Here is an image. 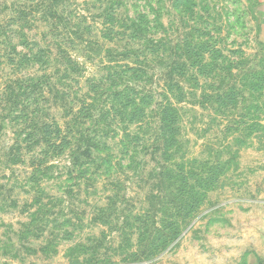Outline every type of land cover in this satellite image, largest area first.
<instances>
[{
  "label": "rangeland",
  "instance_id": "rangeland-1",
  "mask_svg": "<svg viewBox=\"0 0 264 264\" xmlns=\"http://www.w3.org/2000/svg\"><path fill=\"white\" fill-rule=\"evenodd\" d=\"M261 74L264 0H0V264H264Z\"/></svg>",
  "mask_w": 264,
  "mask_h": 264
},
{
  "label": "crops",
  "instance_id": "crops-1",
  "mask_svg": "<svg viewBox=\"0 0 264 264\" xmlns=\"http://www.w3.org/2000/svg\"><path fill=\"white\" fill-rule=\"evenodd\" d=\"M259 257V255L250 257L247 261V264H261Z\"/></svg>",
  "mask_w": 264,
  "mask_h": 264
},
{
  "label": "trees",
  "instance_id": "trees-1",
  "mask_svg": "<svg viewBox=\"0 0 264 264\" xmlns=\"http://www.w3.org/2000/svg\"><path fill=\"white\" fill-rule=\"evenodd\" d=\"M205 67H206V66H205ZM128 69H131V68H128ZM242 77H243V76H242ZM257 77H259V78H260V77H261V78H264V74H263V75L261 74V76L257 75ZM116 96H117V95H116ZM135 106H136V105H135ZM138 107H139V106H138ZM111 110H112V109H111ZM112 112L115 113V114H118V113L121 114V113H120L119 111H117V110H115V111L112 110Z\"/></svg>",
  "mask_w": 264,
  "mask_h": 264
}]
</instances>
